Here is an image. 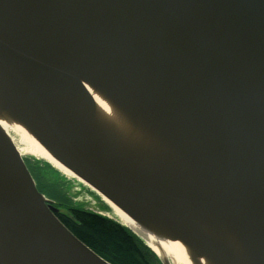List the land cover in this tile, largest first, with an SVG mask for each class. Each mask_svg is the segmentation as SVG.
Instances as JSON below:
<instances>
[{
  "label": "water",
  "instance_id": "obj_1",
  "mask_svg": "<svg viewBox=\"0 0 264 264\" xmlns=\"http://www.w3.org/2000/svg\"><path fill=\"white\" fill-rule=\"evenodd\" d=\"M0 82L2 111L101 200L212 264H238L197 226L222 239L225 225L246 262L264 264V0H0ZM80 83L150 127L191 174L97 137ZM16 150L0 134V264H109L60 223Z\"/></svg>",
  "mask_w": 264,
  "mask_h": 264
},
{
  "label": "bare ground",
  "instance_id": "obj_2",
  "mask_svg": "<svg viewBox=\"0 0 264 264\" xmlns=\"http://www.w3.org/2000/svg\"><path fill=\"white\" fill-rule=\"evenodd\" d=\"M87 95L94 104V133L97 137H111L113 142L119 146L122 152L135 153L143 156V160L135 158L144 163L151 164L165 162L163 165L164 171H175L176 169L183 171L184 174H191L190 168L186 163H183L180 157L166 148L164 142L150 127L134 118H128L116 106L114 101L110 99L100 90L91 85L80 83ZM6 90L4 85L0 82V105L4 104L6 99ZM58 99L63 103L65 99L63 96H58ZM10 132L15 134L18 138V144L15 145L14 139L10 137ZM0 134L9 139V141L17 149V153L21 157H33L38 160L47 162L51 167L60 172L63 176L73 178L80 183L87 186V184L78 178L65 164H63L52 151L40 143L31 131L22 124V122L15 117L12 111H2L0 108ZM146 149V151L144 150ZM134 158V157H133ZM155 167V166H154ZM156 168V167H155ZM172 169V171H171ZM160 172V171H156ZM180 174V173H179ZM107 204L119 220L142 236L152 252L159 258L167 260L170 264H192L193 259L198 264H212L202 255L195 254L192 250L182 244L181 241L174 239L167 235L164 230L154 222L143 221V225L135 222L126 213L105 199H102ZM146 225L150 229H145ZM204 237L211 243L222 242L223 245L234 256L238 264H249L246 262V257H249L245 248L241 245V241L230 231L225 230V225H220L222 239H218L208 226L203 222L197 224ZM249 259V258H248Z\"/></svg>",
  "mask_w": 264,
  "mask_h": 264
},
{
  "label": "trees",
  "instance_id": "obj_3",
  "mask_svg": "<svg viewBox=\"0 0 264 264\" xmlns=\"http://www.w3.org/2000/svg\"><path fill=\"white\" fill-rule=\"evenodd\" d=\"M39 170L35 168L36 172ZM43 186L51 187L60 196L56 207L65 211L56 215L60 223L104 261L109 264H160L155 254L129 230L106 217L74 206L62 194L57 182Z\"/></svg>",
  "mask_w": 264,
  "mask_h": 264
},
{
  "label": "rangeland",
  "instance_id": "obj_4",
  "mask_svg": "<svg viewBox=\"0 0 264 264\" xmlns=\"http://www.w3.org/2000/svg\"><path fill=\"white\" fill-rule=\"evenodd\" d=\"M10 135V137L14 139L15 145L20 147L18 144V137L12 132H10ZM24 162L36 187H38L39 191L43 194L50 197V199L59 201L60 196L56 191H53L51 187H44L43 185L46 186L48 183L57 182L62 194L67 197L74 206L117 221L106 204L88 186L73 178L63 176L60 172L42 160L26 156L24 157ZM35 168H40L41 170L36 172ZM40 174L44 176L41 178ZM59 210L64 211L63 209Z\"/></svg>",
  "mask_w": 264,
  "mask_h": 264
}]
</instances>
